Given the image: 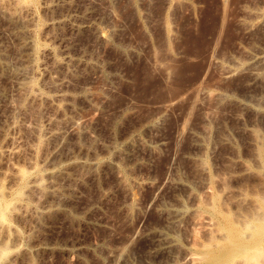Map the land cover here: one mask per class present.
Here are the masks:
<instances>
[{
    "label": "rangeland",
    "instance_id": "rangeland-1",
    "mask_svg": "<svg viewBox=\"0 0 264 264\" xmlns=\"http://www.w3.org/2000/svg\"><path fill=\"white\" fill-rule=\"evenodd\" d=\"M263 50L264 0H0V264H264Z\"/></svg>",
    "mask_w": 264,
    "mask_h": 264
},
{
    "label": "bare ground",
    "instance_id": "bare-ground-1",
    "mask_svg": "<svg viewBox=\"0 0 264 264\" xmlns=\"http://www.w3.org/2000/svg\"><path fill=\"white\" fill-rule=\"evenodd\" d=\"M99 27V26H98ZM99 28H98V32H99ZM102 30H103V28H102ZM104 30H105V28H104ZM100 32H102L101 30H100ZM105 32H106V30H105ZM103 34H105L104 32H102ZM28 42V41H27ZM263 52H264V50H263ZM263 52H262V54H263ZM261 54V53H260ZM30 55V54H29ZM263 57V56H262ZM261 57L259 56V59H260ZM263 59V58H262ZM261 62V61H260ZM262 63V62H261ZM264 63V62H263ZM26 72H28V71H26ZM25 72V73H26ZM28 73H30V72H28ZM27 73V74H28ZM23 74V73H22ZM23 76V75H22ZM24 76H26V75H24ZM27 77V76H26ZM28 77H30V75L28 76ZM32 78V77H31ZM31 78H28L29 79V81L31 80ZM20 81V80H19ZM20 83H22L21 81H20ZM19 83V84H20ZM24 83H25V81H24ZM28 83V82H27ZM27 83H25L26 85H27ZM24 84V85H25ZM23 85V84H22ZM21 85V86H22ZM249 99V98H248ZM250 100V99H249ZM251 102V101H250ZM246 105V104H245ZM75 123H78V122H75ZM84 123V122H83ZM86 123V122H85ZM84 123V124H85ZM79 124V123H78ZM81 124V123H80ZM87 124V123H86ZM77 125V124H76ZM84 126V125H83ZM82 126V124H81V128L83 127ZM77 127V126H76ZM85 127V126H84ZM83 127V128H84ZM80 128V129H81ZM57 130H58V128H57ZM63 130H65V129H63ZM63 130L61 131V132H63ZM67 130V129H66ZM60 132V133H61ZM64 133V132H63ZM62 134V133H61ZM56 135H57V133H56ZM57 137H59V136H57ZM61 137V136H60ZM69 155V154H68ZM68 155H67V157H68ZM71 157H74L73 155L71 156ZM83 162H85L86 163V161H83ZM92 162V161H91ZM94 162V161H93ZM79 163V162H78ZM77 163V164H78ZM52 164H54V163H50V165H52ZM82 164V163H81ZM93 164V163H92ZM49 165V166H50ZM54 168V167H53ZM51 169V168H50ZM57 169V168H56ZM52 172H53V170H51V173L49 174L50 175V178H51V176H53V174H52ZM56 172V171H55ZM25 174H27L26 172H24ZM57 173V172H56ZM59 173H61V172H59ZM24 174V176H26ZM48 175V176H49ZM57 175H58V173H57ZM23 176V175H22ZM54 176H55V173H54ZM56 178V177H55ZM40 179V178H39ZM52 179V178H51ZM37 180H38V178H37ZM32 181V180H31ZM30 181V182H31ZM55 181V180H54ZM33 182V181H32ZM52 183V182H51ZM38 184V183H37ZM53 184V183H52ZM50 186V184L48 185V187ZM47 187V189H49ZM51 187H52V185H51ZM53 188H54V185H53ZM56 188V187H55ZM46 189V190H47ZM51 189V188H50ZM54 191V190H53ZM239 193V192H238ZM239 195V194H238ZM240 195H241V192H240ZM243 198V197H242ZM245 198V197H244ZM2 201V200H1ZM239 203V202H238ZM5 206H8L7 204L6 205H4L3 204V202H2V204L0 203V217H1V215H3V216H5L4 214H5V212L7 213L8 211H6V208H5ZM9 207V206H8ZM8 209V208H7ZM178 212H180V210L178 211ZM178 214H181V213H178ZM2 216V217H3ZM246 219V218H245ZM174 220H177V218H175ZM244 221V220H243ZM247 221V220H246ZM201 224L203 225V229H204V231L210 236L214 231V228H213V224H212V221L209 219V218H205L202 222H201ZM159 233V237H160V240H161V244H160V246L161 247H166V246H170V245H172L175 241H174V238H172V235H169L167 232H165V231H159L158 232ZM213 236V235H212ZM241 243V242H240ZM241 244H244V243H241ZM247 245V244H246ZM5 249V248H4ZM2 249H0V251H1ZM7 250V249H6ZM3 252H6V251H3ZM121 252V251H120ZM206 253H204L205 254V256H204V261L203 262H205L204 264H221L222 263V261H223V259H224V253L223 252H226V251H223L222 249H220V250H218V249H214V248H212V247H210V248H208V250L207 251H205ZM1 254H2V252L0 253V256H1ZM4 254V253H3ZM3 257V256H2Z\"/></svg>",
    "mask_w": 264,
    "mask_h": 264
}]
</instances>
